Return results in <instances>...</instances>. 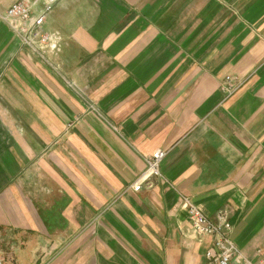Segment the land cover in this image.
<instances>
[{"label": "crops", "instance_id": "1", "mask_svg": "<svg viewBox=\"0 0 264 264\" xmlns=\"http://www.w3.org/2000/svg\"><path fill=\"white\" fill-rule=\"evenodd\" d=\"M17 1L0 0L6 264H206L212 238L193 233L183 196L209 217L229 210L230 236L254 260L264 0H56L42 29L60 48L44 58L3 19ZM226 75L244 81L227 93ZM157 149L165 182L134 191Z\"/></svg>", "mask_w": 264, "mask_h": 264}, {"label": "built area", "instance_id": "2", "mask_svg": "<svg viewBox=\"0 0 264 264\" xmlns=\"http://www.w3.org/2000/svg\"><path fill=\"white\" fill-rule=\"evenodd\" d=\"M38 0H20L9 7L3 19L8 23L11 30L18 35L21 43L44 58L47 52L59 51V35L42 29L47 13L52 9L56 0H42V8L34 12L33 7ZM244 81V78L226 75L222 83V90L232 93ZM166 150L157 149L145 157L146 168L134 181L130 188L138 191L142 186H150L152 177H157L165 182V177L160 172V162L165 156ZM181 207L186 209L191 230L198 237L207 235L212 238L211 246L204 253L206 264H229L235 259L239 264H264V248L255 252V259L250 260L242 255L230 236L231 224L229 221V210L219 208L213 217L207 216L199 205L192 204L188 197L183 196L180 200ZM11 260V256H8ZM6 257L0 254V264H6Z\"/></svg>", "mask_w": 264, "mask_h": 264}]
</instances>
